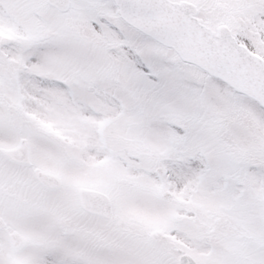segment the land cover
I'll list each match as a JSON object with an SVG mask.
<instances>
[{"label":"snow or ice","instance_id":"snow-or-ice-1","mask_svg":"<svg viewBox=\"0 0 264 264\" xmlns=\"http://www.w3.org/2000/svg\"><path fill=\"white\" fill-rule=\"evenodd\" d=\"M0 264H264V0H0Z\"/></svg>","mask_w":264,"mask_h":264}]
</instances>
